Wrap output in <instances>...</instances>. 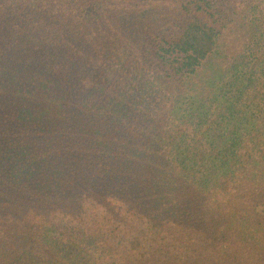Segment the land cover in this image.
<instances>
[{"label":"trees","instance_id":"16d2710c","mask_svg":"<svg viewBox=\"0 0 264 264\" xmlns=\"http://www.w3.org/2000/svg\"><path fill=\"white\" fill-rule=\"evenodd\" d=\"M0 264H264V0H0Z\"/></svg>","mask_w":264,"mask_h":264}]
</instances>
